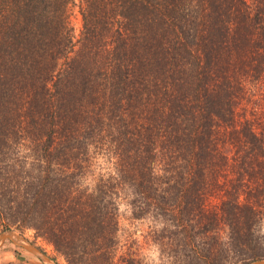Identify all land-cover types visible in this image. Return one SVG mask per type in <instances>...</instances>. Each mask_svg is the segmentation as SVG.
Wrapping results in <instances>:
<instances>
[{
  "label": "trees",
  "instance_id": "1",
  "mask_svg": "<svg viewBox=\"0 0 264 264\" xmlns=\"http://www.w3.org/2000/svg\"><path fill=\"white\" fill-rule=\"evenodd\" d=\"M123 206L160 264L264 260V0H0V225L142 264Z\"/></svg>",
  "mask_w": 264,
  "mask_h": 264
},
{
  "label": "rangeland",
  "instance_id": "2",
  "mask_svg": "<svg viewBox=\"0 0 264 264\" xmlns=\"http://www.w3.org/2000/svg\"><path fill=\"white\" fill-rule=\"evenodd\" d=\"M71 24L78 35L81 28V19L77 7L73 8ZM128 211L124 206L119 209V230L117 238L121 253H129L136 255L142 264H160L159 254L147 235L154 230L155 225L150 221H137L129 218ZM5 226L0 225V233L5 232ZM15 233L22 235L26 240L35 244L38 248L46 253V255L56 264H65L62 257L56 254L52 247L48 246L42 240L35 239L32 230ZM0 264H43L32 254L22 248L13 245L10 242L0 244ZM243 264V263H241Z\"/></svg>",
  "mask_w": 264,
  "mask_h": 264
},
{
  "label": "water",
  "instance_id": "3",
  "mask_svg": "<svg viewBox=\"0 0 264 264\" xmlns=\"http://www.w3.org/2000/svg\"><path fill=\"white\" fill-rule=\"evenodd\" d=\"M5 242H10L15 246L24 249L25 251L39 259L43 264H55L44 251L38 248L35 244L26 240L22 235L18 233H15L13 231H5L0 233V244H4ZM246 264H264V260H255Z\"/></svg>",
  "mask_w": 264,
  "mask_h": 264
}]
</instances>
